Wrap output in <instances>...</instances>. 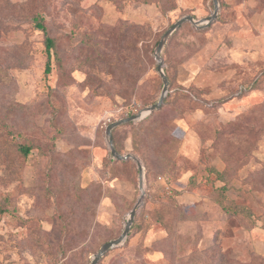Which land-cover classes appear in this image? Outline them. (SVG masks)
Here are the masks:
<instances>
[{"label": "rangeland", "instance_id": "1", "mask_svg": "<svg viewBox=\"0 0 264 264\" xmlns=\"http://www.w3.org/2000/svg\"><path fill=\"white\" fill-rule=\"evenodd\" d=\"M214 10L0 0V264H91L136 204L97 264H264V0Z\"/></svg>", "mask_w": 264, "mask_h": 264}, {"label": "water", "instance_id": "2", "mask_svg": "<svg viewBox=\"0 0 264 264\" xmlns=\"http://www.w3.org/2000/svg\"><path fill=\"white\" fill-rule=\"evenodd\" d=\"M213 1H214L215 10H214V13L207 18V21H205L206 24H209L212 21V19L216 16V11H217V8H218V0H213ZM186 21H189L190 23H193V24H198V23H202L203 22L202 20L195 21L194 18L191 15H185V16L181 17L177 22L174 23V25L169 30V33L174 32L181 24H183ZM164 40H165V38L160 39V41L158 43V47H157V54H156L157 59H158V64H157V68L156 69H157L158 74L161 76V78L163 80V89H162V95H161L160 101H158L157 103L152 104L147 109H143V110H141L140 112H138L136 114H133V115L127 117V118H124V119H122V120H120L118 122H115V123L111 124L109 126V128H108L109 130L112 127H114V126H116V125H118L120 123H123V122H126V121L140 119L143 116H145L146 114H149L153 110L158 109L160 107V104L163 101L164 96H165V94L167 92V86H168L167 76L164 73V70H163V67H162V61L160 60V57H159V52H160L161 47L164 44ZM109 145H110V151H111L112 155L116 159H122V160L132 159V160H134L136 162L137 167H138L139 172H140L141 179H142V165H141L140 161L137 159V157H135L132 154L119 155L118 152L116 151L115 147L113 146L111 134H109ZM136 206H137V204L133 207V209L130 212L129 219L126 222V225H125L123 233L118 238L106 242L102 246V248L94 255L91 264H97V262L99 261L100 257L106 251H108L111 247H114V246L120 244L122 242V240L127 236L129 228H130L131 223H132V220H133L134 215H135Z\"/></svg>", "mask_w": 264, "mask_h": 264}, {"label": "trees", "instance_id": "3", "mask_svg": "<svg viewBox=\"0 0 264 264\" xmlns=\"http://www.w3.org/2000/svg\"><path fill=\"white\" fill-rule=\"evenodd\" d=\"M37 28L38 29H40V30H42L43 32H44V45H45V51H46V54H47V60H46V63H45V68H44V72L45 73H48V72H50V70H51V66H50V50L53 48V46H54V41H53V39L51 38V37H49L47 34H46V29H45V27L41 24V23H37ZM165 73V72H164ZM166 75V74H165ZM130 95V94H129ZM156 110H158V109H155V110H153L152 112H150L145 118H144V120H147V119H149V117H151V114L154 112V111H156ZM12 146V144H8V147H11ZM29 146H26V145H24V144H17L16 146H15V150L17 151V152H19L21 155H23V156H26L27 154H28V152H29ZM2 211V209H0V212ZM246 213L249 215V213L247 212V210H246Z\"/></svg>", "mask_w": 264, "mask_h": 264}]
</instances>
